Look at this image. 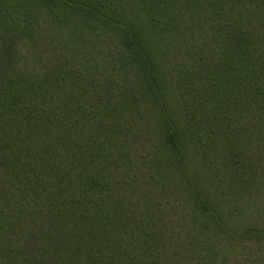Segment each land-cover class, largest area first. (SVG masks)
I'll return each instance as SVG.
<instances>
[{"label": "trees", "instance_id": "trees-1", "mask_svg": "<svg viewBox=\"0 0 264 264\" xmlns=\"http://www.w3.org/2000/svg\"><path fill=\"white\" fill-rule=\"evenodd\" d=\"M0 264H264V0H0Z\"/></svg>", "mask_w": 264, "mask_h": 264}]
</instances>
